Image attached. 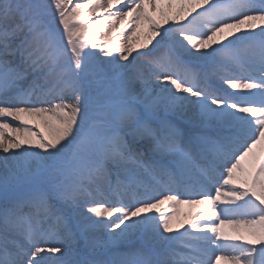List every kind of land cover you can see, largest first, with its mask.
Wrapping results in <instances>:
<instances>
[{"label":"snow or ice","instance_id":"snow-or-ice-1","mask_svg":"<svg viewBox=\"0 0 264 264\" xmlns=\"http://www.w3.org/2000/svg\"><path fill=\"white\" fill-rule=\"evenodd\" d=\"M0 264H264V0H0Z\"/></svg>","mask_w":264,"mask_h":264},{"label":"rangeland","instance_id":"rangeland-1","mask_svg":"<svg viewBox=\"0 0 264 264\" xmlns=\"http://www.w3.org/2000/svg\"><path fill=\"white\" fill-rule=\"evenodd\" d=\"M157 39H159V37H157ZM155 44V41H153V45ZM152 47V45H150L149 46V48H151ZM141 51H144V49H141ZM14 124L16 123V122H13ZM188 211H190L187 207H184V208H182L181 209V212L182 213H186V212H188ZM183 229H181V231H182ZM126 245H120V246H117V248H115V249H113L112 251L114 252V251H120V252H127V250H128V248L126 247ZM125 248V249H124ZM125 250V251H124ZM98 253H102V254H105L106 256H107V258H102L101 256H100V254H98ZM91 258V259H93V260H107V259H112V258H117V257H114L113 255H112V252H108V251H105L104 249H102V248H97V249H95L94 251H92L90 254H89V256H88V258Z\"/></svg>","mask_w":264,"mask_h":264},{"label":"bare ground","instance_id":"bare-ground-1","mask_svg":"<svg viewBox=\"0 0 264 264\" xmlns=\"http://www.w3.org/2000/svg\"><path fill=\"white\" fill-rule=\"evenodd\" d=\"M231 38V37H230ZM227 41H225V43H226ZM231 91V90H230ZM187 227V225H185V228ZM183 231V230H182ZM98 254H100V256L102 257V258H107V256L105 255V254H102V253H98ZM89 259H91L90 257H89Z\"/></svg>","mask_w":264,"mask_h":264}]
</instances>
